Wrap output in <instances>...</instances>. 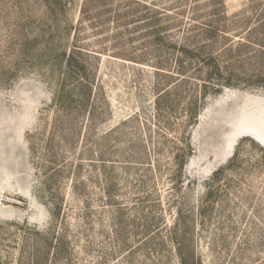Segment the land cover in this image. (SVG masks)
<instances>
[{
  "label": "rangeland",
  "instance_id": "obj_1",
  "mask_svg": "<svg viewBox=\"0 0 264 264\" xmlns=\"http://www.w3.org/2000/svg\"><path fill=\"white\" fill-rule=\"evenodd\" d=\"M0 264H264V0H0Z\"/></svg>",
  "mask_w": 264,
  "mask_h": 264
},
{
  "label": "trees",
  "instance_id": "obj_2",
  "mask_svg": "<svg viewBox=\"0 0 264 264\" xmlns=\"http://www.w3.org/2000/svg\"><path fill=\"white\" fill-rule=\"evenodd\" d=\"M205 32H219V30L215 26L208 24L206 25ZM186 39H189V42H191V44L183 45L182 47H180L183 56L184 54H186L189 60H192L194 63H196L199 68L201 67L202 69L198 70L200 72L203 71V67H205L207 71L211 70V73L219 72V61L216 58L215 52L213 50L214 45L213 47H210V49L209 47L203 46L205 40L203 39L202 35H196L194 33H187ZM248 42L251 43L250 41ZM261 47L263 46L261 45ZM76 49L80 48L76 47ZM67 57L68 58L65 65L67 68V72L65 73V77L63 79L62 84L64 86V90H67V94H64L61 100V106L68 110L67 114H70V112H72L70 105L73 103H75L76 107L79 108L91 107L93 109L94 119L96 111L100 108L102 109V107L98 105L99 94L97 92L98 87H96V75L90 69V67H88L86 64L79 60L75 52H70ZM182 59L183 58H181V60L179 61V67L181 68L183 67L182 64L184 63ZM177 75L179 76V79H177L175 84H178L181 81H185L186 78H188L186 74H183L181 72H178ZM72 79H75V81L72 83L73 87L70 89V85H68V82ZM227 84L230 85L229 83ZM207 85H209V83L205 82V91L210 89L213 91H218L220 88L216 84H211L209 86ZM76 90L78 92L74 94ZM73 98H76L74 102H72ZM91 113L92 111L90 112V114ZM61 120L62 122H64L62 117ZM49 192L52 199L55 198L57 200V193L53 189H50Z\"/></svg>",
  "mask_w": 264,
  "mask_h": 264
}]
</instances>
